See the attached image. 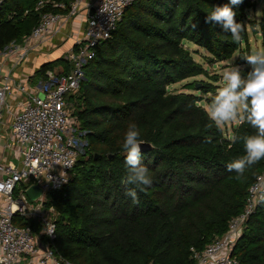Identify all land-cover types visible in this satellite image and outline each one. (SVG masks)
Returning a JSON list of instances; mask_svg holds the SVG:
<instances>
[{"label":"trees","instance_id":"16d2710c","mask_svg":"<svg viewBox=\"0 0 264 264\" xmlns=\"http://www.w3.org/2000/svg\"><path fill=\"white\" fill-rule=\"evenodd\" d=\"M13 1L2 0L0 12ZM60 1L66 9L69 0ZM255 1L233 7L243 28L238 42L219 25L205 23L229 0H133L111 35L95 45L77 89L65 96L74 104L71 113L87 143L67 182L48 191L58 209L55 246L63 258L74 264H191L190 247L201 249L241 210L264 159L237 179L227 164L245 152L242 140L233 143L232 137L256 130L237 121L226 135L209 120L197 94L170 91L168 85L206 73L186 40L221 60L235 50L240 53L248 29L258 25L264 50V0L257 20L246 14ZM30 2L25 14L24 7L10 17L0 13V50L36 23L39 13L32 8L35 0ZM58 60L46 61L36 71L43 74ZM215 77L183 87L213 91L210 80ZM214 96L205 99L207 104ZM131 124L151 144L141 156L150 186L122 183L127 175L122 143ZM129 188H135L137 202L126 194ZM231 254L241 264H264V196L248 215Z\"/></svg>","mask_w":264,"mask_h":264},{"label":"built area","instance_id":"2783aa9c","mask_svg":"<svg viewBox=\"0 0 264 264\" xmlns=\"http://www.w3.org/2000/svg\"><path fill=\"white\" fill-rule=\"evenodd\" d=\"M131 1L93 0L80 35L64 55L69 69L59 73L45 70L46 78L34 91L25 93L18 108L10 112L4 146H12L17 159L0 160V264H74L56 249L58 213L48 196V191L67 182L78 155L77 144H86L65 96L77 89L83 64L94 55L95 45L111 35ZM67 4L66 11L60 13L44 7H63L62 2L35 0L32 8L39 16L23 36L22 45L13 47L18 59L28 51L27 39L44 38L58 30L61 16L69 18L77 13L79 0H69ZM10 89L11 82L5 78L0 84V111L6 108L5 94ZM30 184L40 188L34 199L25 194ZM263 196L264 165L248 185L241 210L230 216L225 230L201 249L190 247L191 264H241L231 250L248 215Z\"/></svg>","mask_w":264,"mask_h":264},{"label":"clouds","instance_id":"9594fccd","mask_svg":"<svg viewBox=\"0 0 264 264\" xmlns=\"http://www.w3.org/2000/svg\"><path fill=\"white\" fill-rule=\"evenodd\" d=\"M241 3L242 0H229L223 6H217L205 17V23L219 25L224 31L230 32L233 40L238 42L243 28L235 19L236 12L233 7ZM195 27L196 25H193V28ZM244 60L249 66L247 75H242L240 66L226 68L222 74L223 86L218 89L206 108L209 120L217 128L239 121L241 124L248 123L256 130L252 135L232 137L233 143L242 140L245 152L242 157L227 164V170L234 171L237 179L244 176L246 169L264 159V50H256L246 55ZM140 135L137 125L131 124L122 143L127 166V175L122 183L137 188L151 185L150 171L141 162V145L144 141L140 139ZM126 194L137 202L135 188H129Z\"/></svg>","mask_w":264,"mask_h":264},{"label":"crops","instance_id":"0c3cea01","mask_svg":"<svg viewBox=\"0 0 264 264\" xmlns=\"http://www.w3.org/2000/svg\"><path fill=\"white\" fill-rule=\"evenodd\" d=\"M92 1L93 0H79L77 13L69 18L61 16V24L58 30H54L51 34L46 35L44 38L39 40L34 37L27 39L29 48L26 55L21 59L17 58L13 47L15 46L16 48L22 45L23 36L29 33L31 28L27 33L18 39L13 40L14 43L9 44L8 42H10V40L2 46L0 50V84L5 80V78H8L11 82V89L5 94L6 108H1L0 111L1 161L15 162L17 159L12 153V146H10L11 148L9 149L4 146V141L8 134L7 123L10 119V112L18 108L19 101L23 99L25 93L34 91L36 86H38L46 78L44 73L45 70H51L54 73H59L66 72L65 70L69 69L70 63L68 60L63 59L64 55L67 49L73 45L74 39L80 35L85 19L90 13V4ZM30 3V0H15L10 5H5L4 7L6 8L2 11L3 13H0L1 15H4L3 17H10L14 14V10H18L23 7L26 10V6ZM63 7H65V5ZM63 7L53 8H55V11L63 13L67 9H63ZM46 9H50V6ZM25 10L24 14L27 12ZM60 57H62V59H60ZM54 58L56 60L59 58L58 62L56 61L51 64V67L46 68L43 74L36 71L44 62ZM19 86H23V89H19Z\"/></svg>","mask_w":264,"mask_h":264},{"label":"rangeland","instance_id":"374dc122","mask_svg":"<svg viewBox=\"0 0 264 264\" xmlns=\"http://www.w3.org/2000/svg\"><path fill=\"white\" fill-rule=\"evenodd\" d=\"M262 1L256 0L255 4L252 7H249L246 10V14L248 18H253L257 20L259 18L260 14V8H261ZM255 29H248V35H247V42L246 44H241V52L239 53L237 50L233 51L232 54L221 60H216L214 58H210V54L208 51L200 47L190 41H184V44L191 50V54L195 60L200 62L202 66L205 68L206 73L205 74H198L194 75L192 77H188L185 79H181L179 81L173 82L168 85V89L170 91H178V90H190L191 92L197 94L199 97L198 103L203 105L205 108H207L208 104L205 101L208 97L215 95L220 87L223 86V80H222V74L223 71L232 66H240L242 68V75L246 76L247 72L249 70V66L246 65L244 57L248 54H251L252 52L256 50H262L260 45V38L258 34V25L254 27ZM216 76L214 80H210V82L213 84V91H197L196 89H187L183 87L186 82H190L191 80H194L195 86H199L200 80H208L209 76ZM71 101H69L70 103ZM74 107V104L72 103L70 106V112L71 108ZM235 123H229L222 128L223 132H225L226 135H230L231 128ZM87 143V142H86ZM86 144H77V150H78V158L81 159L82 157V151L83 147ZM55 214H57L58 209L54 206Z\"/></svg>","mask_w":264,"mask_h":264},{"label":"water","instance_id":"95a60500","mask_svg":"<svg viewBox=\"0 0 264 264\" xmlns=\"http://www.w3.org/2000/svg\"><path fill=\"white\" fill-rule=\"evenodd\" d=\"M144 143L141 145V149H147L151 147V144L148 141L143 140ZM96 154H94L95 156ZM25 194L28 198L34 199L40 194V188L36 185L30 184L25 189ZM42 246V243H39Z\"/></svg>","mask_w":264,"mask_h":264}]
</instances>
